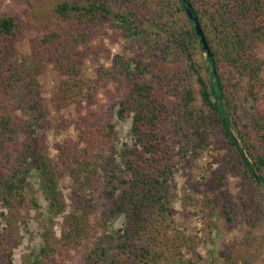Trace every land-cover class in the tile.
<instances>
[{
  "label": "trees",
  "instance_id": "1",
  "mask_svg": "<svg viewBox=\"0 0 264 264\" xmlns=\"http://www.w3.org/2000/svg\"><path fill=\"white\" fill-rule=\"evenodd\" d=\"M186 1L208 51L183 0H60L56 22L29 37L28 54L7 61V43L18 40L22 24L0 12V203L24 206L34 172L49 223L60 220L59 235L49 226L28 264H66L70 250L81 247L79 264H194L197 237L176 226L171 179L176 158L194 168L210 146L220 152L219 165L189 188L221 189L227 173L237 176L241 204L254 215L245 221L250 245L249 233L264 216V0ZM104 27L130 51L112 55L90 78L87 43ZM48 66L60 77L50 95L54 107L88 111L75 120V139L54 144V156L36 134L48 124L38 81ZM102 82L114 84L117 118L130 117L132 144L117 147L115 124L92 109ZM64 178L71 181L69 203L59 186ZM103 193L107 203L93 221L96 194ZM185 200L189 205L193 197ZM118 216L124 221L116 235H101ZM229 248L220 251L222 264H238ZM0 259L13 260L1 231ZM241 260L264 264L252 252Z\"/></svg>",
  "mask_w": 264,
  "mask_h": 264
},
{
  "label": "rangeland",
  "instance_id": "2",
  "mask_svg": "<svg viewBox=\"0 0 264 264\" xmlns=\"http://www.w3.org/2000/svg\"><path fill=\"white\" fill-rule=\"evenodd\" d=\"M60 0H0V12L14 15L22 24L21 35L18 40L7 43L6 60L13 61L22 58L29 52V37L35 35L45 26L53 25L56 22L53 8ZM112 29L104 27L99 35L93 36L87 45L89 46V58L84 65V72L90 78L96 77V72L102 67H108L112 55L121 53L123 49L129 50L124 40H113ZM60 79L58 73L48 66L44 73L38 77L41 86V93L46 105V121L44 128L37 130L46 139L47 151L51 156L56 155L54 144L61 143L64 139H75V120L78 115L88 113L86 108L78 109L75 104L57 110L50 101V95ZM114 84L107 86L101 83L99 90L98 105L92 109L97 110L103 120H111L115 124L117 136L116 146L123 142L132 144L130 131V117L120 120L116 116V107L113 99L116 97ZM21 112H18L20 114ZM220 152L211 146L202 157L195 162L194 168L185 160L176 158L175 173L171 179L172 185V209L176 226L194 239L197 255L192 258L194 264H222L223 258L220 251L226 246L230 247L226 253L234 254L238 264H244L241 258L249 253L263 258L264 256V216L259 221V228L252 229L249 233L251 242L246 246L244 231L248 228L245 223L247 217H254L252 208L242 205V199L238 197L241 191L240 179L230 173L225 175V184L221 189L213 186L206 187L201 184L194 192L189 184H196L201 181L204 173L218 167ZM39 179L32 172L28 178L24 193L28 201L24 206L6 208L0 203V231L3 232L13 251L12 264H28L31 253L35 252L42 242L45 241L49 226L54 228L58 236L60 233V220L53 219L49 223L47 202L39 190ZM59 186L66 203H69L68 195L71 191L69 178L59 180ZM224 191L226 194L224 195ZM99 194V193H97ZM96 199L98 210L92 216L95 221L107 203L106 195ZM189 194L193 197L191 204H187L185 198ZM33 198L36 205L30 200ZM227 206V207H226ZM264 208V202H263ZM123 216H118L108 224L100 228L101 235L111 238L116 235L117 229L122 227ZM248 248V250H247ZM185 258L189 254L182 248ZM84 250L71 249L70 257L66 264H79ZM263 262V261H262ZM256 263H261L260 259ZM0 264L4 262L0 259Z\"/></svg>",
  "mask_w": 264,
  "mask_h": 264
},
{
  "label": "water",
  "instance_id": "3",
  "mask_svg": "<svg viewBox=\"0 0 264 264\" xmlns=\"http://www.w3.org/2000/svg\"><path fill=\"white\" fill-rule=\"evenodd\" d=\"M183 2L186 4V12L188 14V17L193 20L194 22V27H195V30H196V33L197 35L199 36L200 38V42L202 44V47L204 50L208 51V45H207V42H206V39H205V36L203 34V31L201 29V26L197 20V18L192 14V11L190 9V6L187 4V1L186 0H183Z\"/></svg>",
  "mask_w": 264,
  "mask_h": 264
}]
</instances>
